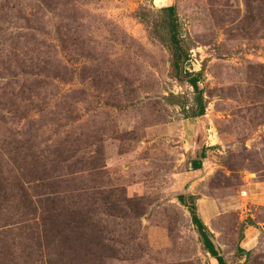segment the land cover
Here are the masks:
<instances>
[{
	"label": "rangeland",
	"instance_id": "1",
	"mask_svg": "<svg viewBox=\"0 0 264 264\" xmlns=\"http://www.w3.org/2000/svg\"><path fill=\"white\" fill-rule=\"evenodd\" d=\"M262 191L264 0H0V264H264Z\"/></svg>",
	"mask_w": 264,
	"mask_h": 264
},
{
	"label": "trees",
	"instance_id": "2",
	"mask_svg": "<svg viewBox=\"0 0 264 264\" xmlns=\"http://www.w3.org/2000/svg\"><path fill=\"white\" fill-rule=\"evenodd\" d=\"M161 10L166 13V23L169 26L170 41L173 49L172 66L175 70V75L178 79L188 82L194 88L195 105L189 114L193 117L202 116L206 113L207 104L205 102L204 90L199 85L201 81V73L190 72L184 68L186 62L189 60L190 54L188 50L184 48L181 42V24L177 14L176 5L173 4L165 6L161 8ZM205 157L206 151H203L200 158H195L192 160L194 169H201L203 167V159ZM179 200L182 204L189 207L192 222L201 236V240L206 251L210 253L212 257L217 259L218 264H231L226 260L225 255L216 245L214 241V234L199 215L194 195L186 196L185 194H180ZM244 251L245 249L242 246L238 247V253Z\"/></svg>",
	"mask_w": 264,
	"mask_h": 264
},
{
	"label": "crops",
	"instance_id": "3",
	"mask_svg": "<svg viewBox=\"0 0 264 264\" xmlns=\"http://www.w3.org/2000/svg\"><path fill=\"white\" fill-rule=\"evenodd\" d=\"M203 165H204V162H203ZM195 170H200V169H195ZM257 202L260 204H264V191L259 193V195L257 196Z\"/></svg>",
	"mask_w": 264,
	"mask_h": 264
},
{
	"label": "water",
	"instance_id": "4",
	"mask_svg": "<svg viewBox=\"0 0 264 264\" xmlns=\"http://www.w3.org/2000/svg\"><path fill=\"white\" fill-rule=\"evenodd\" d=\"M263 228H264V225H263Z\"/></svg>",
	"mask_w": 264,
	"mask_h": 264
}]
</instances>
